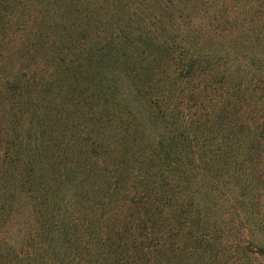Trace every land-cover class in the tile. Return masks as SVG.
I'll return each instance as SVG.
<instances>
[{"label": "trees", "instance_id": "16d2710c", "mask_svg": "<svg viewBox=\"0 0 264 264\" xmlns=\"http://www.w3.org/2000/svg\"><path fill=\"white\" fill-rule=\"evenodd\" d=\"M0 264H264V0H0Z\"/></svg>", "mask_w": 264, "mask_h": 264}]
</instances>
